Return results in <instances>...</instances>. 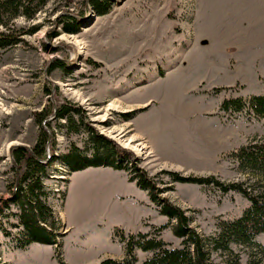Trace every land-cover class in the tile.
<instances>
[{
	"label": "rangeland",
	"instance_id": "obj_1",
	"mask_svg": "<svg viewBox=\"0 0 264 264\" xmlns=\"http://www.w3.org/2000/svg\"><path fill=\"white\" fill-rule=\"evenodd\" d=\"M87 1L49 0L33 19L19 15L0 27L17 32L21 40L0 49V264H99L124 255L117 253L113 230L130 218L111 206L110 188L101 196L89 190L88 180L74 177L71 182L73 173L59 160L49 163L43 183L49 193L46 204L55 213L60 260L54 246L34 244L26 251L15 247L22 229L11 203L9 152L18 144L31 148L40 133L34 114L63 103L81 108L99 135L134 155L137 166L156 177L163 190L159 198L183 210L202 237L213 235L220 221L236 220L249 207L238 193L172 183L163 173L252 183L231 154L264 139V121L247 111L223 112L220 107L224 100L264 95V20L224 23L219 14L217 21L205 22L197 17L195 0H110L108 13L98 15ZM64 14L75 20L76 33L62 30ZM31 28L35 33H29ZM246 41L259 46L251 51ZM104 115L102 122L96 121ZM47 120V156L60 158L72 144L83 150V131L68 135L64 120L53 114ZM119 131L125 140L135 137L136 143L145 144L144 155L117 142L113 136ZM56 187L60 195L67 194L65 199L53 198ZM134 188L139 190L130 183L122 201L150 204L154 213L146 221L153 225L146 233L166 224L168 219L159 215L147 193ZM159 238L170 248L180 247L171 227ZM256 241L264 246V234ZM232 249L239 264H246L252 250ZM135 257V264H143L150 254L136 251ZM225 259L211 254L212 264Z\"/></svg>",
	"mask_w": 264,
	"mask_h": 264
},
{
	"label": "trees",
	"instance_id": "obj_2",
	"mask_svg": "<svg viewBox=\"0 0 264 264\" xmlns=\"http://www.w3.org/2000/svg\"><path fill=\"white\" fill-rule=\"evenodd\" d=\"M48 1L0 0V27L6 26L19 15L33 19L36 11ZM87 4L98 15H104L109 11L110 0H88ZM60 24L65 33L77 31L71 15L64 14ZM35 31L36 28H31L29 33ZM20 41L17 32L0 30V49L10 48ZM59 66L61 65L57 64L55 67ZM220 110L234 113L247 111L256 120L264 121V95L251 96L246 100L240 98L224 100ZM52 114L57 120L65 121L62 128H66L68 135L79 134L81 131L85 133L83 150L72 144L67 153L60 158L52 153L46 155V148L50 145V121L47 118ZM34 117L35 122L40 125V133L35 144L31 148L18 146L11 150L14 162L11 203L17 210L18 226L22 229L16 238L17 250H24L32 244L54 246L55 256L60 260L57 223L52 208L46 204L49 193L43 183L48 177L46 169L49 163L59 160L70 173L99 167L126 172L129 182L146 192L150 201L157 207L159 215L168 219L166 224L153 229L151 233L126 235L115 228L113 239L123 246L124 255L121 260L107 258L99 264H135L136 251L150 254L143 264H212L213 252L226 257L223 264H239V256L234 253L232 245L252 250L246 264H264V246L256 241L258 235L264 234V185L261 184L264 182V139H255L231 154L239 170L251 176V184L249 182L226 184L214 177H182L175 173H163L172 183L211 186L223 194L238 193L249 202V207L241 217L233 221H220L213 235L202 237L190 227V219L183 210L159 198L163 190L157 187L156 177H149L141 170L134 155L99 135L89 125L81 108L63 103L57 109L43 110L34 114ZM64 196L65 193L61 194L62 200ZM169 227L172 228L173 236L180 240L179 248H170L169 244L159 238L160 233ZM60 264L64 263L61 261Z\"/></svg>",
	"mask_w": 264,
	"mask_h": 264
},
{
	"label": "crops",
	"instance_id": "obj_3",
	"mask_svg": "<svg viewBox=\"0 0 264 264\" xmlns=\"http://www.w3.org/2000/svg\"><path fill=\"white\" fill-rule=\"evenodd\" d=\"M195 1L199 8L197 10V17L202 16V20L205 22L217 21L214 20V18H217L219 14L222 15L221 16L222 19L220 21H223L224 23L237 22L245 19L246 21L249 22L252 21L259 24L264 20V0H195ZM202 13L206 15L204 16ZM242 13L244 14L243 16ZM244 16H248L249 18H245ZM260 33H263L264 35V31ZM252 34H259V33H252ZM257 37L259 36L257 35ZM246 43H247L246 45L247 48H250L251 51L252 48L256 49L259 46V45H254V43H258V42L249 43L246 41ZM261 45L264 47V43ZM74 177H79L84 181L87 180L90 181L89 190L91 192L92 191L96 192L101 196H104V193L107 191L106 188H110V191H108L109 192L108 199L111 206L112 207L117 206L118 207L117 210H119L118 213L121 212L123 215H128V217L130 218L129 222L120 223L114 227L121 228L127 234H134L139 232L146 233L150 231V227L153 224L150 221H146L147 219L149 220V217H151V213H154L152 208L150 207V204L145 203L146 206H138L137 203L135 202H132V204H130L129 202H127L128 204L126 205L123 204L122 201L123 196H127L130 193L129 192L130 182H128L127 176L124 175L123 171L113 170L108 167L87 168L83 171L73 173L71 175V180H70L71 182L74 179ZM125 182L127 183V185L125 184ZM134 190L137 193H141L139 190H136L135 188ZM66 195L67 194L65 193V198ZM144 224L146 225V227ZM116 244L120 247L117 248L118 251L117 253L123 254V246L119 243ZM28 248H26L24 251H26ZM118 260H120L119 257Z\"/></svg>",
	"mask_w": 264,
	"mask_h": 264
},
{
	"label": "bare ground",
	"instance_id": "obj_4",
	"mask_svg": "<svg viewBox=\"0 0 264 264\" xmlns=\"http://www.w3.org/2000/svg\"><path fill=\"white\" fill-rule=\"evenodd\" d=\"M110 109V108H109ZM104 116L96 118V121L102 122L104 120ZM117 142L122 144L124 147L130 149L132 152L135 151L137 155H144V150L147 149L145 144L143 143H136L135 137H129L128 139H124V135H122L119 131V133L116 132V134L113 136ZM134 152V153H135ZM147 154V153H146Z\"/></svg>",
	"mask_w": 264,
	"mask_h": 264
},
{
	"label": "built area",
	"instance_id": "obj_5",
	"mask_svg": "<svg viewBox=\"0 0 264 264\" xmlns=\"http://www.w3.org/2000/svg\"><path fill=\"white\" fill-rule=\"evenodd\" d=\"M61 177H65V176H61ZM59 187H56L55 189H54V191H53V198L55 199V200H58L59 198H61V195H60V191H59ZM55 214V213H54Z\"/></svg>",
	"mask_w": 264,
	"mask_h": 264
},
{
	"label": "water",
	"instance_id": "obj_6",
	"mask_svg": "<svg viewBox=\"0 0 264 264\" xmlns=\"http://www.w3.org/2000/svg\"><path fill=\"white\" fill-rule=\"evenodd\" d=\"M18 146H20V147H21V146H22V147H26V146H24V145H22V144H18L16 147H18ZM27 148H28V147H27ZM11 150H12V149H10L9 154L11 153ZM13 165H14V162H13Z\"/></svg>",
	"mask_w": 264,
	"mask_h": 264
}]
</instances>
